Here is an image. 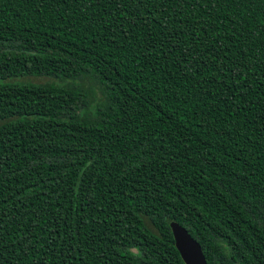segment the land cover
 <instances>
[{
  "label": "trees",
  "instance_id": "1",
  "mask_svg": "<svg viewBox=\"0 0 264 264\" xmlns=\"http://www.w3.org/2000/svg\"><path fill=\"white\" fill-rule=\"evenodd\" d=\"M170 222L264 264V0H0V264H184Z\"/></svg>",
  "mask_w": 264,
  "mask_h": 264
},
{
  "label": "water",
  "instance_id": "2",
  "mask_svg": "<svg viewBox=\"0 0 264 264\" xmlns=\"http://www.w3.org/2000/svg\"><path fill=\"white\" fill-rule=\"evenodd\" d=\"M174 247L184 264H205V259L199 245L190 238L181 226L174 222L169 223Z\"/></svg>",
  "mask_w": 264,
  "mask_h": 264
},
{
  "label": "rangeland",
  "instance_id": "3",
  "mask_svg": "<svg viewBox=\"0 0 264 264\" xmlns=\"http://www.w3.org/2000/svg\"><path fill=\"white\" fill-rule=\"evenodd\" d=\"M29 81H33V82H42L44 81V79H28Z\"/></svg>",
  "mask_w": 264,
  "mask_h": 264
}]
</instances>
